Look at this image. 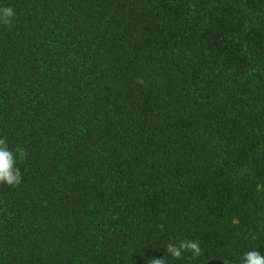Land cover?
I'll list each match as a JSON object with an SVG mask.
<instances>
[{"label":"trees","instance_id":"trees-1","mask_svg":"<svg viewBox=\"0 0 264 264\" xmlns=\"http://www.w3.org/2000/svg\"><path fill=\"white\" fill-rule=\"evenodd\" d=\"M0 264L264 255V0H0ZM181 239L201 255L173 260Z\"/></svg>","mask_w":264,"mask_h":264},{"label":"clouds","instance_id":"clouds-1","mask_svg":"<svg viewBox=\"0 0 264 264\" xmlns=\"http://www.w3.org/2000/svg\"><path fill=\"white\" fill-rule=\"evenodd\" d=\"M15 12L12 7H0V23L11 25ZM27 156L23 147L10 148L6 138L0 137V184L17 187L22 182V173L17 166ZM173 260H180L185 252L191 253V259L201 255L200 243L195 240L181 239L178 243L170 242L165 248ZM152 264H167L165 256L161 259H150ZM227 264V261L224 262ZM240 264H264V255L259 251H247L240 260Z\"/></svg>","mask_w":264,"mask_h":264}]
</instances>
